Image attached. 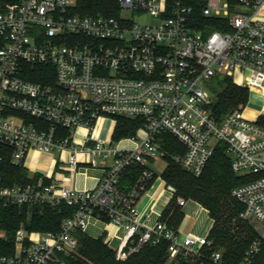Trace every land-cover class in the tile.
Listing matches in <instances>:
<instances>
[{
  "label": "built area",
  "instance_id": "obj_1",
  "mask_svg": "<svg viewBox=\"0 0 264 264\" xmlns=\"http://www.w3.org/2000/svg\"><path fill=\"white\" fill-rule=\"evenodd\" d=\"M81 1L15 0L0 8V166L6 153L12 164L26 167L31 151L67 152L71 174L89 163L101 171L92 189L46 183L42 171L26 184L0 182L3 206L75 208L60 230L19 227L14 252L0 254V264H69L76 232L104 217L122 230L114 248L118 259L161 239L170 242L172 259L201 255L212 245L207 235L179 237L160 222L143 227L138 201L158 175L152 160L165 159L156 140L161 132L185 147L173 159L196 176L223 143L233 171L251 176L231 192L244 207L241 216L264 226V111L253 118L234 108L218 120L209 92L215 77L226 76L264 92V0H204L202 16L220 27L210 31L196 28L191 0H116L118 15L83 14ZM142 14L154 22L135 18ZM37 76L42 80L32 78ZM118 116L142 120L129 137L132 148L94 135L101 118ZM79 129L85 131L82 141ZM132 165L144 168L124 192L119 180ZM169 191L173 199L175 191ZM186 202L177 198L180 206ZM261 245L262 239L253 241L240 264H252ZM222 257L214 251L211 260L225 264Z\"/></svg>",
  "mask_w": 264,
  "mask_h": 264
},
{
  "label": "trees",
  "instance_id": "obj_2",
  "mask_svg": "<svg viewBox=\"0 0 264 264\" xmlns=\"http://www.w3.org/2000/svg\"><path fill=\"white\" fill-rule=\"evenodd\" d=\"M14 1L0 0V8L7 7ZM190 3L195 8L194 17L197 19L196 28L207 31L220 28L218 21L214 19L210 20L202 16L204 0H191ZM79 7L80 12L83 14L118 15L120 13V8L116 0H84L79 3ZM210 21L212 25L206 27V23ZM3 43L4 41L0 36V47ZM50 67L51 69L54 68L49 65V69ZM41 68L43 69L45 66ZM32 78L38 81L42 80L40 76ZM211 83L217 84L212 103L210 104L211 114L216 119H221L226 113L240 104L247 103L249 97L248 88L237 85L231 77H215ZM263 120L264 116L261 117L259 122L264 124ZM141 125L142 120L139 118L116 117L112 141H119L120 139L134 136ZM156 140L161 145V148L166 151L164 160L167 161V164L161 176L166 181H173L179 188H184V186L189 188L192 182L194 187L191 189V192L193 193V190L198 188L203 181H207L206 179L203 180L202 177L210 164H212L211 168L215 169V171L210 176L209 182L210 180L221 179L224 181L222 185L226 187L230 182L237 181L230 192H232L233 188L248 181L251 177L240 176L233 171L230 157L226 152L225 145L221 142L217 144L216 150L209 159L203 173L196 176L183 169L180 164L174 161L173 157L170 160L167 158L170 151H173L174 154H182L185 152V147L176 137L169 133L161 132L156 136ZM152 162L156 164L154 160ZM143 168L144 166L141 165H132L126 168L119 180L121 190L127 192L138 179ZM188 175L192 180L188 179V182H185L183 177H187ZM30 181L32 179L29 176L28 169L24 166L12 164L10 154L6 153L0 166V182L5 185H13L26 184ZM45 182L48 183V180L45 179ZM192 193L189 194L190 197L187 199H193L200 203L197 198L191 197L194 196ZM173 202H175V198L171 199L169 205L160 216L159 222L166 223L168 228L178 232V227L184 218V212L181 208L182 206L176 205L177 200L175 205H173ZM236 202L243 211V205L237 200ZM200 204L208 209L213 220L207 235L208 239L212 241V245L202 249L206 253L205 255H200L201 259L204 258L202 264L205 261L212 262L210 255L214 251H222V258L225 264H240L245 257L246 251L256 239H262V245L260 252L254 258L252 264H264V238L259 235V232L253 224L251 225L248 220L239 217V211L229 207V205H226L225 209L222 210L217 209L209 202ZM74 210V207L66 204L52 207L48 205L28 204L3 206L0 203V230L4 232V236L0 238V254L10 255L14 252L15 234L19 227L23 226L27 232L57 231L60 230L62 221L71 216ZM104 221L108 222V218L104 217ZM76 235L78 245L76 252L66 259L69 264H164L166 257L169 256L168 248L170 242L166 239H161L156 244L147 242L127 259L121 260L116 257L115 249L104 241V233L98 238H94L85 231L78 230ZM136 240H139V236L135 238ZM180 259L183 258L180 257Z\"/></svg>",
  "mask_w": 264,
  "mask_h": 264
},
{
  "label": "crops",
  "instance_id": "obj_3",
  "mask_svg": "<svg viewBox=\"0 0 264 264\" xmlns=\"http://www.w3.org/2000/svg\"><path fill=\"white\" fill-rule=\"evenodd\" d=\"M105 119H107V117L101 118L98 121L94 135L104 141H111L116 121L113 119L114 126L109 129L107 136L103 137L101 123L105 121ZM84 133L85 131L83 129L77 131V139L79 141H82ZM115 144L124 148H132L135 146V143L130 140L129 137L120 139L119 142ZM67 157V152H63L62 155L59 156L57 153L31 151L26 161V168L29 171V176H34L36 171H42L47 175L48 178L46 179L48 182L56 180L59 183L70 185L76 189H92L96 187L101 175L100 169L92 166L90 163L83 164L78 171L71 174L66 163ZM59 164L66 165L65 172L55 169ZM171 199L172 196L167 189L165 180L162 176L157 175L138 201L144 228L153 227L159 222L160 216L169 205ZM181 208L184 212V218L178 227L177 233H179V235L180 233L181 235L192 233L205 236L207 229L209 227L211 228L213 222L208 209L195 200L187 201ZM85 232L95 238L104 233L108 244L112 248L118 245L119 238L122 234V230L113 223L97 218H92L90 220Z\"/></svg>",
  "mask_w": 264,
  "mask_h": 264
},
{
  "label": "rangeland",
  "instance_id": "obj_4",
  "mask_svg": "<svg viewBox=\"0 0 264 264\" xmlns=\"http://www.w3.org/2000/svg\"><path fill=\"white\" fill-rule=\"evenodd\" d=\"M138 21L140 22H154V19L151 18L149 15L147 14H142L140 17H135ZM237 78V76L235 77ZM217 84H211V88H209V92L211 94V96H214L215 90H216ZM258 90V89H257ZM249 91V97H248V101L247 103L244 104H240L239 106L235 107L237 109H243V112L245 113V115H248L250 117H256L259 113H261L262 111H264V92L263 91H256V89L254 90H250L248 88ZM264 122V120H263ZM114 126V121L111 117H107V119H105V121H103L101 123V132L103 137H106L109 129ZM119 141H114V143H118ZM123 143H131V142H123ZM174 153L173 151H170V153L168 154V159L170 160L173 156ZM175 155V154H174ZM173 162V161H172ZM167 164V161L164 160V158H160L157 160L156 164H155V170L158 174V176H161L162 171L164 170L165 166ZM212 164H210L206 170V172L204 173L202 179L203 180H207V181H203V183L201 185H199L198 188H195L193 190V193L191 192V189L194 187V184L191 182L190 187L187 188L184 186V188H179L178 186H176L173 181H166V186L168 190H174L175 191V202L177 200V198H183V199H187L190 197L189 194H193L194 196H191L192 198L195 197L198 199V201H200V203L203 202H209L212 205H214L217 209H222L224 210L226 205H229V207H232L233 209H235L236 211H239V217L241 216V207L240 205L236 202V200L232 197L230 190L232 189V187L237 183V181L235 182H230L228 185L223 186L222 184L224 183L223 180H210L209 182V178L210 176H212V174L214 173L215 169L211 168ZM56 170L58 171H62L65 172L64 170L66 169V165L65 164H59L57 167H55ZM185 182H188V179L192 180V178L188 175L187 177H183ZM209 182V183H208ZM187 201H193V199H187ZM175 202H173L175 205ZM220 204V205H219ZM177 205V203H176ZM174 207V206H173ZM207 209V208H206ZM249 223L252 225H254V227L256 228V230L259 232V235L264 238V226L261 223H258L257 221H253V220H248ZM210 228V227H209ZM207 229L206 231V235H208L209 230ZM0 233L4 234L3 231L0 230ZM181 236V233L179 235V237ZM95 238V237H94ZM98 238V237H97ZM104 241L108 243V241L106 240V237L104 236ZM205 251L203 250L201 252V254H206L204 253ZM211 256V255H210ZM183 259L177 258V259H172L171 257L167 256L165 259L164 264H202V260L204 258L201 259L200 255H188V256H184L182 257ZM204 264H215L213 262L210 261H205Z\"/></svg>",
  "mask_w": 264,
  "mask_h": 264
},
{
  "label": "bare ground",
  "instance_id": "obj_5",
  "mask_svg": "<svg viewBox=\"0 0 264 264\" xmlns=\"http://www.w3.org/2000/svg\"><path fill=\"white\" fill-rule=\"evenodd\" d=\"M254 89H256V91H258V90H259V89L257 90V88H253V90H254Z\"/></svg>",
  "mask_w": 264,
  "mask_h": 264
}]
</instances>
